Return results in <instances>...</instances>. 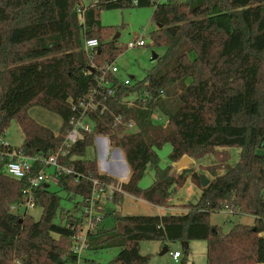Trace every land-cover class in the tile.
<instances>
[{
  "label": "trees",
  "instance_id": "obj_1",
  "mask_svg": "<svg viewBox=\"0 0 264 264\" xmlns=\"http://www.w3.org/2000/svg\"><path fill=\"white\" fill-rule=\"evenodd\" d=\"M132 7L155 8L152 22L157 28L150 36L164 54L144 79L124 85L106 70L125 50L113 40L119 29L103 26L100 14ZM90 39L99 42L93 53L83 49ZM104 73L109 87L100 84ZM97 89L112 91L104 101L106 111L88 113L93 132L82 131L78 142L58 158L73 171L60 174L57 186L74 202V211L42 184L32 189V202L42 209L38 220L28 213L11 214L10 206L27 202L30 179L44 166L35 162L28 177L16 179L5 173L7 163L19 154L57 155L71 122L83 115L81 99ZM34 107L61 118L58 133L29 115ZM118 117L133 122L135 132L126 133L115 122ZM14 120L23 136L19 147L3 139ZM97 136L122 151L130 169L126 182L101 173L97 159L87 158ZM166 145L171 151L162 167L157 151ZM262 147L264 0H168L156 5L152 0H0V264H76L75 239L85 228L94 180L98 191L120 183L103 200V215L86 236L89 251L119 250L108 264H149L150 255L140 250L144 241L163 247L205 241L207 264H264ZM230 148L241 150L235 165L229 164ZM207 155L218 160L204 168L210 174H205L207 187L192 167L172 173L173 164L184 157L200 160ZM149 167L154 179L143 189L140 182ZM189 177L202 193L197 203L184 205L186 212L126 216L113 208L122 206L125 195L170 206L172 195ZM220 211L250 216L253 223L234 224L224 232L210 222ZM108 217L111 227L103 224Z\"/></svg>",
  "mask_w": 264,
  "mask_h": 264
},
{
  "label": "rangeland",
  "instance_id": "obj_2",
  "mask_svg": "<svg viewBox=\"0 0 264 264\" xmlns=\"http://www.w3.org/2000/svg\"><path fill=\"white\" fill-rule=\"evenodd\" d=\"M167 1L168 0H161L162 3H165ZM154 9V7H132L127 9L103 10L100 14V22L103 26H112L119 29L121 35L118 39L119 46L125 45L129 41L138 39H144L146 42V45L144 47L124 50L123 54L120 55L117 60V65L120 68V75L122 78H129L132 81L144 79L147 76L148 72L156 64V60H153L154 56L160 57L164 54L163 48H157L153 46L150 36V34L157 28V25L152 22ZM158 116L162 118V123H165L167 121L164 116L160 114ZM135 130L136 129H133L128 133L135 132ZM3 139L7 144H10L13 147H19L22 144V132L15 120L11 122ZM170 151V145H166L165 147H163V149L157 151V154L161 160L160 164L162 167L167 162ZM227 151L230 155V165H235L240 162L241 150L239 148H230L227 149ZM111 153L112 154L110 155L113 158H120L121 160H119L124 162L123 158L117 157L114 151H111ZM259 153L264 155V147L259 150ZM104 154L105 150L103 147H101L99 149V155L103 157ZM97 157V147L88 150L87 158L93 159ZM216 163H218V160L215 155H207L200 160L192 159L189 163L180 162L178 165L174 164L172 173L177 176L178 173H180L182 170L192 167L198 173L210 176L208 172L204 173V168ZM124 169V166H120L117 168V174H119L118 176H120V178L122 176L121 174L124 173ZM116 176L117 175L113 176V178L120 180L119 177L117 178ZM153 179L154 172L149 167L140 182V187L143 189L149 187L152 184ZM49 188L51 191L57 192L59 194V196L62 198V206L65 209L74 211V202L68 199L65 192L61 191L55 184H52ZM201 193V189L197 187L189 177L186 180L185 185L182 188L178 189L172 195L169 201V204L172 205L170 207L174 210H166L165 208L148 204L146 201H143L142 199L136 198L131 195L124 196L123 204L121 207L113 208L120 211L123 215L126 216L179 214L187 211L184 205L197 203L201 197ZM106 204L107 203H105V206L110 208L112 207L111 204ZM29 214L36 220H38L41 217L42 209L40 207L31 209L29 211ZM251 221L252 217L250 216H235L228 213L227 211L215 212L210 217L211 224L221 226L224 232H228L234 224H251ZM112 223L113 222L109 217L103 221L105 227H111ZM167 246L168 252L163 255L161 254L163 248L160 250V242L157 241L141 242L140 250L141 254L150 255L149 264H207V243L205 241H191L189 242L188 246L181 241H177L169 243ZM176 251L181 253L179 263H175L170 256L171 253H174ZM118 252L119 250L116 248L100 249L94 251L86 250L82 254L79 264H89L88 261L95 262V264H108L116 257Z\"/></svg>",
  "mask_w": 264,
  "mask_h": 264
},
{
  "label": "built area",
  "instance_id": "obj_3",
  "mask_svg": "<svg viewBox=\"0 0 264 264\" xmlns=\"http://www.w3.org/2000/svg\"><path fill=\"white\" fill-rule=\"evenodd\" d=\"M152 1L155 5L161 3V0H152ZM145 45L146 42L144 39H138L134 41H129L128 43L122 45L121 47L124 48L125 50H130L138 47H144ZM98 46H99V42L97 40L90 39L84 41L83 49L88 53H93V51H95ZM106 70L107 72H110L116 75L117 77H119L120 81L124 83V85H129L132 83L131 79L121 77L120 69L116 65V63L109 65ZM100 84L101 86H105V87L110 86V82L108 79H106L105 73L104 76L101 78ZM109 95H112V91H108V93H105V91L97 89L95 91L93 90L90 94H88L86 97L81 99L80 108L83 111V115L81 116V118L77 120H73L71 122L72 129L68 132L64 140L63 147L60 149L57 155H52L47 158H40V157H28L23 154H19L15 158L14 157L11 158V161H9L5 167V173L8 176L16 179H25L26 177H28L33 170L35 162L39 161L44 166V168L41 171H39L35 177L30 179L31 189L28 190L29 199L27 200V202L19 206L17 205L10 206L11 214L15 216H22L27 213L29 214V211L35 208L32 202L33 188H36L42 184L49 185V187L52 184L58 185V178L60 174L73 173L71 169L62 166L59 163L58 158L64 157L67 153V149H69L72 145L78 142L82 131L86 133L93 132L94 125L88 120V113H95L97 114V116L104 114V112L106 111L104 101L108 99ZM129 104L132 105L133 102H129ZM115 122L117 124L124 125V127H126L125 128L126 133L135 129V125L133 122L124 123L121 117L116 118ZM76 180H79V175L77 174H76ZM118 181L120 183H123L120 180ZM93 183H94V191L90 199V207L85 210V215H86L84 220L85 228L75 239L74 249L79 257L76 264H79L81 260V256L84 253V251L88 250L86 244L87 233L95 228L96 226L95 223L99 222L101 216L103 215V209H104L103 200L106 198V196L109 197L112 196L113 191L120 188V183L117 185L109 184L107 187H102L98 191V182L94 180ZM170 256L172 257L174 262L178 263L179 259L181 258V253L176 251L174 253H171Z\"/></svg>",
  "mask_w": 264,
  "mask_h": 264
},
{
  "label": "crops",
  "instance_id": "obj_4",
  "mask_svg": "<svg viewBox=\"0 0 264 264\" xmlns=\"http://www.w3.org/2000/svg\"><path fill=\"white\" fill-rule=\"evenodd\" d=\"M116 65H117V61H116ZM29 115L33 119H35L39 124L51 129L54 133H58L60 128H61V126H62V120H61L60 117H58L57 115H55V114H53V113H51V112H49L47 110L42 109V108H39V107L31 108L29 110ZM52 116H54V117H52ZM105 138L106 137H103V136H97L96 139H95V147H97V151H98V157L96 159L98 161L99 171L101 173H104V174H107V175L109 174V176H112V177L117 175L116 177L117 178L119 177L120 181L126 182L128 180V178H129L130 169H129V167H128L125 159H124V156H123V154L121 153V151L119 149H116V148L112 147L108 143L107 138L106 139ZM101 147H103L104 150H105V154H104L103 157L101 155H99V149ZM111 151H114V153H116L117 157H122L124 162L120 161L121 160L120 158H119L120 160L116 159V158H113L110 155V154H112ZM118 152H120V153H118ZM190 161H191V159H190ZM120 166H124V168H125L124 169V173L121 174L122 175L121 178H120V176H118L119 174H117L118 173L117 172V168L120 167ZM109 169H111V170H109ZM148 204H150V203H148ZM170 206H172V205H170ZM170 206L169 207H161V208H165L166 210H168V209L169 210H174ZM162 215H164V214H162ZM251 223H253V219H252ZM162 248H163L162 244L160 243V250ZM175 263H177V262H175Z\"/></svg>",
  "mask_w": 264,
  "mask_h": 264
},
{
  "label": "water",
  "instance_id": "obj_5",
  "mask_svg": "<svg viewBox=\"0 0 264 264\" xmlns=\"http://www.w3.org/2000/svg\"><path fill=\"white\" fill-rule=\"evenodd\" d=\"M158 27H160V26H158ZM119 37H120V33H117L113 40H117V39H119ZM156 59H157V56H154L153 60H156ZM180 162L189 163L190 162V158L184 157L182 159V161H180ZM179 163H176V164L178 165ZM200 180H201V186L203 188L207 187L209 185V183H210V179H208L207 176L204 175V174L200 175ZM46 187L49 188V185H46ZM107 212H108V214H112L113 210L107 209ZM167 252H168V247H163V250H162L161 254L163 255V254H166Z\"/></svg>",
  "mask_w": 264,
  "mask_h": 264
}]
</instances>
